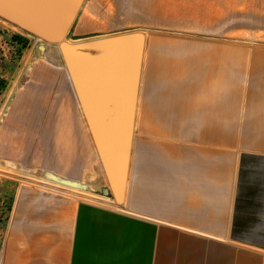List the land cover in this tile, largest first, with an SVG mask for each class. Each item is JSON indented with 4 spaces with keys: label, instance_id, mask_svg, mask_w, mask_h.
Listing matches in <instances>:
<instances>
[{
    "label": "crops",
    "instance_id": "crops-1",
    "mask_svg": "<svg viewBox=\"0 0 264 264\" xmlns=\"http://www.w3.org/2000/svg\"><path fill=\"white\" fill-rule=\"evenodd\" d=\"M144 33L121 202L100 192L58 52L22 56L0 115V170L37 182L16 189L0 264H264V45ZM60 179L76 193L52 187Z\"/></svg>",
    "mask_w": 264,
    "mask_h": 264
},
{
    "label": "water",
    "instance_id": "water-1",
    "mask_svg": "<svg viewBox=\"0 0 264 264\" xmlns=\"http://www.w3.org/2000/svg\"><path fill=\"white\" fill-rule=\"evenodd\" d=\"M82 0H0V16L57 42L107 180L103 196L121 202L138 96L145 37L140 30L73 34ZM60 184L78 187L74 181Z\"/></svg>",
    "mask_w": 264,
    "mask_h": 264
},
{
    "label": "rangeland",
    "instance_id": "rangeland-1",
    "mask_svg": "<svg viewBox=\"0 0 264 264\" xmlns=\"http://www.w3.org/2000/svg\"><path fill=\"white\" fill-rule=\"evenodd\" d=\"M81 23L86 29L92 28L95 35L140 30L145 37L148 30L162 31L166 33L159 37L171 45L194 43L202 38H215L219 43L264 45V0H82L70 28L73 34ZM16 34L26 40L25 48L13 39ZM38 46L49 57L58 52L63 62L57 42L39 38L0 16V80L4 82L0 87V115L10 97L22 56ZM144 67L143 47L140 78ZM24 181L37 182L24 172L0 170V239L16 189ZM52 187L76 193L74 188L60 183Z\"/></svg>",
    "mask_w": 264,
    "mask_h": 264
},
{
    "label": "trees",
    "instance_id": "trees-1",
    "mask_svg": "<svg viewBox=\"0 0 264 264\" xmlns=\"http://www.w3.org/2000/svg\"><path fill=\"white\" fill-rule=\"evenodd\" d=\"M13 39L21 46V47H23V48H25L26 47V40L22 37V36H20V35H18V34H16V35H13ZM3 81L2 80H0V87H2L3 86Z\"/></svg>",
    "mask_w": 264,
    "mask_h": 264
}]
</instances>
